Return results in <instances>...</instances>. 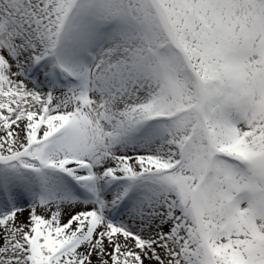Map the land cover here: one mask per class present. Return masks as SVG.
I'll list each match as a JSON object with an SVG mask.
<instances>
[{
	"label": "snow or ice",
	"instance_id": "snow-or-ice-1",
	"mask_svg": "<svg viewBox=\"0 0 264 264\" xmlns=\"http://www.w3.org/2000/svg\"><path fill=\"white\" fill-rule=\"evenodd\" d=\"M0 264H264V0H0Z\"/></svg>",
	"mask_w": 264,
	"mask_h": 264
}]
</instances>
